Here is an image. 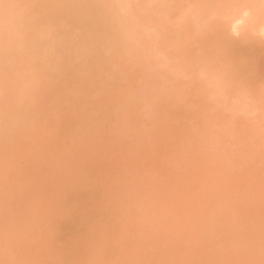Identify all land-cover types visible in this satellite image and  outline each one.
Returning a JSON list of instances; mask_svg holds the SVG:
<instances>
[{
	"label": "rangeland",
	"instance_id": "obj_1",
	"mask_svg": "<svg viewBox=\"0 0 264 264\" xmlns=\"http://www.w3.org/2000/svg\"><path fill=\"white\" fill-rule=\"evenodd\" d=\"M3 2L19 7L0 9V264L18 259L259 264L264 25L258 8L251 16H245L247 9L229 12L219 26L220 35L243 34L230 52L250 69L257 97L249 124L255 135L253 203L235 219L200 225L210 235L251 232L253 250L234 256L220 248L178 249L160 242L159 222L192 202L200 178L219 167L230 148L217 143L211 127L194 115L191 82H175L146 58L145 44L153 37L136 18L154 16L165 24L168 10L138 7L130 13L120 7L219 0ZM17 31L28 33L23 47ZM174 47V40L166 42L167 51ZM150 103L158 105L157 112L148 110ZM203 194L212 199L210 191ZM6 238L25 243L13 250L5 247Z\"/></svg>",
	"mask_w": 264,
	"mask_h": 264
},
{
	"label": "snow or ice",
	"instance_id": "obj_2",
	"mask_svg": "<svg viewBox=\"0 0 264 264\" xmlns=\"http://www.w3.org/2000/svg\"><path fill=\"white\" fill-rule=\"evenodd\" d=\"M18 5L0 0V9L5 13ZM131 13L138 7L166 9L167 23L161 24L154 16L136 18V24L143 33L153 39L146 42V58L157 61V68L175 77V82H191L196 100L192 111L198 121L207 123L214 133V140L228 145L230 151L224 162L198 181L197 193L192 202L179 205L169 217L158 225L160 242L178 249L220 248L229 255L250 253L255 244L251 232H221L210 235L200 228L205 221H215L218 217L235 219L246 208H250L255 194L254 166L252 151L255 135L249 126L256 115L257 97L249 78L250 69L236 61L230 46L243 38L240 31L220 35V23L226 14L239 9H247L245 16H251L258 8L259 21L264 25V0L259 5L240 3L237 0H219L212 3L169 4L150 3L146 5L125 4ZM254 19V18H253ZM193 33L195 38H193ZM214 37V38H213ZM260 37L264 41V27ZM15 38L23 47L28 33L17 31ZM175 41L174 50L169 52L165 45ZM198 51L193 54V50ZM148 110L155 113L158 105L150 103ZM261 123V163H260V248L264 257V78L261 80L259 97ZM198 121L194 124L198 125ZM212 193V199L203 193ZM25 241L5 239V247L22 248ZM5 264H38L28 260H12ZM83 264H256L252 260H180V261H105L92 260ZM259 264H264V258Z\"/></svg>",
	"mask_w": 264,
	"mask_h": 264
},
{
	"label": "bare ground",
	"instance_id": "obj_3",
	"mask_svg": "<svg viewBox=\"0 0 264 264\" xmlns=\"http://www.w3.org/2000/svg\"><path fill=\"white\" fill-rule=\"evenodd\" d=\"M52 1H53V0H52ZM43 2H44V1H43ZM53 3H54V2H53ZM60 3H61V2H60ZM43 4H45V3H43ZM63 6H64V5H63ZM78 6H79V5H78ZM59 7L61 8V7H62V4H61V6H59ZM70 7H71V6H70ZM64 8H65V7H64ZM87 9H88V8H87ZM85 11H86V10H85ZM60 12H61V11H60ZM60 12H59V13H60ZM87 12H88V11H87ZM49 14H50V13H49ZM58 16H59V15H58ZM56 17H57V16H56ZM66 17H67V16H66ZM50 20H51V19H50ZM50 20H49V21H50ZM38 22H40V21H38ZM50 22H51V21H50ZM42 23L44 24V22H42ZM10 24H11V23H10ZM38 24H39V23H38ZM44 25H46V24H44ZM46 26H48V25H46ZM42 27H43V25H42ZM42 27H41V28H42ZM44 28H45V26H44ZM51 28H52V27H51ZM51 28H50V29H51ZM43 30H44V29H43ZM36 39H37V38H36ZM37 40H38V39H37ZM39 43H40V42H39Z\"/></svg>",
	"mask_w": 264,
	"mask_h": 264
}]
</instances>
